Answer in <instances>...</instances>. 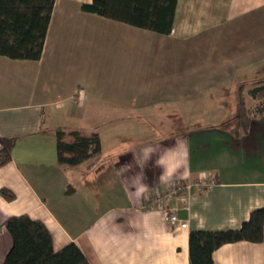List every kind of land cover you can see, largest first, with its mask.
I'll return each mask as SVG.
<instances>
[{"label":"crops","instance_id":"1","mask_svg":"<svg viewBox=\"0 0 264 264\" xmlns=\"http://www.w3.org/2000/svg\"><path fill=\"white\" fill-rule=\"evenodd\" d=\"M90 1L55 0L40 59L0 57V136L16 138L0 166L15 194L0 192V263L6 219L29 214L92 264H190L191 229L238 228L264 206V0H178L170 34L82 10ZM60 127L97 131L100 159L60 164ZM175 181L192 185L185 199L144 207ZM213 258L264 264V240Z\"/></svg>","mask_w":264,"mask_h":264},{"label":"trees","instance_id":"2","mask_svg":"<svg viewBox=\"0 0 264 264\" xmlns=\"http://www.w3.org/2000/svg\"><path fill=\"white\" fill-rule=\"evenodd\" d=\"M178 0H92L82 10L128 23L160 34H170ZM55 0H0V57L38 60L42 56ZM260 110H264V101ZM246 127V125H245ZM66 134L70 139L66 140ZM60 164L75 167L101 157L102 142L97 131L57 130ZM0 166L12 159L15 137L0 136ZM1 194L15 198L9 188ZM13 244L0 264H92L82 249L70 242L56 250L52 233L45 222L29 214L12 215L5 221ZM264 240V206L255 208L240 227L208 230L191 229L190 264H214L213 253L226 243Z\"/></svg>","mask_w":264,"mask_h":264},{"label":"built area","instance_id":"3","mask_svg":"<svg viewBox=\"0 0 264 264\" xmlns=\"http://www.w3.org/2000/svg\"><path fill=\"white\" fill-rule=\"evenodd\" d=\"M197 184L199 187L208 188L217 184V180L214 177H204L201 178ZM191 187V184L175 181L165 191L159 192L154 196L147 197L144 207L146 209L166 208L168 202H171L175 198L180 197L185 199ZM168 219L173 224L179 223L177 215L172 211L168 213Z\"/></svg>","mask_w":264,"mask_h":264},{"label":"rangeland","instance_id":"4","mask_svg":"<svg viewBox=\"0 0 264 264\" xmlns=\"http://www.w3.org/2000/svg\"><path fill=\"white\" fill-rule=\"evenodd\" d=\"M205 122V121H204ZM213 122H220V121H213Z\"/></svg>","mask_w":264,"mask_h":264}]
</instances>
